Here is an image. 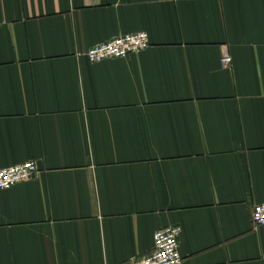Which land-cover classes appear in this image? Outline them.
Instances as JSON below:
<instances>
[{
	"label": "crops",
	"instance_id": "0c3cea01",
	"mask_svg": "<svg viewBox=\"0 0 264 264\" xmlns=\"http://www.w3.org/2000/svg\"><path fill=\"white\" fill-rule=\"evenodd\" d=\"M29 159L0 264H125L166 225L181 264H264V0H0V166Z\"/></svg>",
	"mask_w": 264,
	"mask_h": 264
},
{
	"label": "built area",
	"instance_id": "2783aa9c",
	"mask_svg": "<svg viewBox=\"0 0 264 264\" xmlns=\"http://www.w3.org/2000/svg\"><path fill=\"white\" fill-rule=\"evenodd\" d=\"M149 44L146 31L122 33L103 41L94 43L86 50L90 61H100L110 57H125L129 53L146 47ZM228 57H224L225 62ZM36 163L29 159L11 165L0 166V189L25 180L37 172ZM250 218L254 225L264 224V201L254 203ZM177 225H166L157 228L153 233V248L148 253L129 260L125 264H181L178 250Z\"/></svg>",
	"mask_w": 264,
	"mask_h": 264
}]
</instances>
